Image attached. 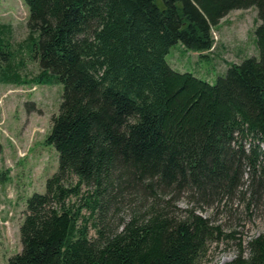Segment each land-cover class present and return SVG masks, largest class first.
<instances>
[{
    "label": "trees",
    "instance_id": "16d2710c",
    "mask_svg": "<svg viewBox=\"0 0 264 264\" xmlns=\"http://www.w3.org/2000/svg\"><path fill=\"white\" fill-rule=\"evenodd\" d=\"M24 2L40 36L31 83L63 84L46 138L59 166L27 200L7 264H197L233 236L198 205L264 193V0ZM252 6L259 58L214 84L169 65L174 44L209 51L221 19ZM185 192L193 205L178 214ZM225 264H264V233Z\"/></svg>",
    "mask_w": 264,
    "mask_h": 264
},
{
    "label": "rangeland",
    "instance_id": "374dc122",
    "mask_svg": "<svg viewBox=\"0 0 264 264\" xmlns=\"http://www.w3.org/2000/svg\"><path fill=\"white\" fill-rule=\"evenodd\" d=\"M29 16L24 0H0V264H7L22 250L20 226L27 200L34 192H45L47 179L59 166V153L46 138L52 116L59 111L63 84L31 83L41 71V63L37 54L39 32L31 34ZM258 22L256 6L234 9L213 28L215 43L211 50L197 51L178 42L170 48L166 60L176 71L193 73L214 84L232 63L259 58L255 34ZM16 73L29 82L2 79ZM192 199L188 192L181 194L173 209L184 214L193 205ZM198 206L200 214L220 225L224 234L233 236H222L221 242L211 243L197 264H225L237 255L240 244L247 251L248 241L264 233V193L252 203L237 193L220 205ZM83 212L89 216L87 208ZM126 215L122 210L115 219Z\"/></svg>",
    "mask_w": 264,
    "mask_h": 264
}]
</instances>
